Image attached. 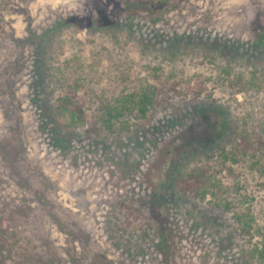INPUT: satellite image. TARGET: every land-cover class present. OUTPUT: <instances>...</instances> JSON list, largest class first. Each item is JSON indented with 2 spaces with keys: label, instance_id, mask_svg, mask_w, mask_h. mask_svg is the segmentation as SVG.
Listing matches in <instances>:
<instances>
[{
  "label": "rangeland",
  "instance_id": "obj_1",
  "mask_svg": "<svg viewBox=\"0 0 264 264\" xmlns=\"http://www.w3.org/2000/svg\"><path fill=\"white\" fill-rule=\"evenodd\" d=\"M263 65L264 0H0V264H264V174L202 200L174 181L244 127L264 152V80L234 85ZM120 68L169 96L92 131Z\"/></svg>",
  "mask_w": 264,
  "mask_h": 264
},
{
  "label": "trees",
  "instance_id": "obj_2",
  "mask_svg": "<svg viewBox=\"0 0 264 264\" xmlns=\"http://www.w3.org/2000/svg\"><path fill=\"white\" fill-rule=\"evenodd\" d=\"M57 69L59 66L56 62H51L47 66L49 80L55 75ZM250 72L252 77L249 80L245 81L243 77L236 79L234 82L235 92L243 91L246 84L258 89L259 81L256 80V76L258 73L261 76L260 79L264 80V65L263 67L252 66ZM115 77L114 80L110 79L106 86L107 97L99 109V126H95L94 122L90 126L92 131H96L100 127L111 132L117 128L119 130L128 128L133 121L146 118L155 106L169 96L168 89L143 82L141 78L134 79L130 77L129 71L122 68L119 69ZM72 87L75 91L79 86L75 82ZM55 109L57 113L68 116L69 126H75L81 121L83 109L72 95L57 97ZM261 142L262 139L255 130H250L247 127L238 130L227 144L204 153L202 158L199 157L188 164L185 169L177 170L174 174L176 186L182 193L201 200L208 193H212L211 189L213 188L222 187L220 190H223L222 179L223 182L224 179H231L233 185L230 188L232 191H238L239 178L245 171H259L264 174V152L260 150ZM223 201L227 209L237 206L229 201ZM236 216H238V221L243 224L240 234L242 236L249 235L250 217L248 212L243 213L242 217ZM252 252L259 261L264 262V244L255 246Z\"/></svg>",
  "mask_w": 264,
  "mask_h": 264
}]
</instances>
